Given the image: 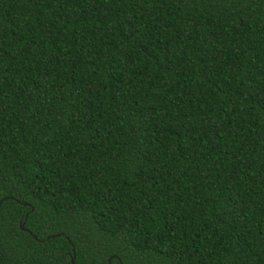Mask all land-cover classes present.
Wrapping results in <instances>:
<instances>
[{
    "label": "trees",
    "instance_id": "trees-1",
    "mask_svg": "<svg viewBox=\"0 0 264 264\" xmlns=\"http://www.w3.org/2000/svg\"><path fill=\"white\" fill-rule=\"evenodd\" d=\"M109 258L264 264V0H0V264Z\"/></svg>",
    "mask_w": 264,
    "mask_h": 264
},
{
    "label": "water",
    "instance_id": "water-1",
    "mask_svg": "<svg viewBox=\"0 0 264 264\" xmlns=\"http://www.w3.org/2000/svg\"><path fill=\"white\" fill-rule=\"evenodd\" d=\"M23 224L24 223H21L20 224V227L22 228L23 227ZM31 233V232H30ZM59 235V234H58ZM52 236H57V235H52ZM74 259H75V257H74V255L72 256V258H71V262H74ZM109 262H110V258L108 259V264H109Z\"/></svg>",
    "mask_w": 264,
    "mask_h": 264
}]
</instances>
